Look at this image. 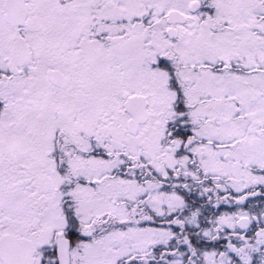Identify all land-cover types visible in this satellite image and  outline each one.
<instances>
[{"label":"snow or ice","instance_id":"obj_1","mask_svg":"<svg viewBox=\"0 0 264 264\" xmlns=\"http://www.w3.org/2000/svg\"><path fill=\"white\" fill-rule=\"evenodd\" d=\"M0 264H264V0H0Z\"/></svg>","mask_w":264,"mask_h":264}]
</instances>
